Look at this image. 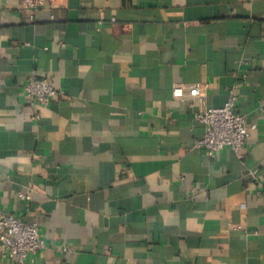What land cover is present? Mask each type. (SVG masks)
Masks as SVG:
<instances>
[{"label":"crops","instance_id":"1","mask_svg":"<svg viewBox=\"0 0 264 264\" xmlns=\"http://www.w3.org/2000/svg\"><path fill=\"white\" fill-rule=\"evenodd\" d=\"M31 11L0 0V212L39 222L29 264H264V0ZM32 74L69 96L28 104ZM180 83L211 106L237 94L256 125L242 156L196 147L200 98ZM0 264H16L1 245Z\"/></svg>","mask_w":264,"mask_h":264},{"label":"built area","instance_id":"2","mask_svg":"<svg viewBox=\"0 0 264 264\" xmlns=\"http://www.w3.org/2000/svg\"><path fill=\"white\" fill-rule=\"evenodd\" d=\"M50 0H22L24 8L31 9V19L35 18L34 11L46 5ZM24 99L31 105H45L52 101L68 97L65 89L55 86L49 77L30 75L22 86ZM188 91L191 96L200 98L196 119L205 125L202 136L197 138L196 147L204 148L209 155H215L221 149L230 146L242 156L250 130L255 124H250L246 115L237 110L238 96L231 93L229 100L221 106H211L202 94L200 84H176L173 92L177 98H183ZM36 118L40 114L35 115ZM2 175L0 172V181ZM34 189V188H31ZM22 199L31 198V192L19 191ZM0 245L4 255L16 261V264H29L31 256L45 247L46 241L40 231L39 222H29L11 213L0 212ZM68 250V247L64 248Z\"/></svg>","mask_w":264,"mask_h":264}]
</instances>
